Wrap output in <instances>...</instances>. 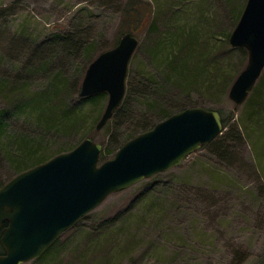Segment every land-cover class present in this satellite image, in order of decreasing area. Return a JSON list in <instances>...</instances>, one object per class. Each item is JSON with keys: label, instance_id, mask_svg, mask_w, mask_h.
I'll return each instance as SVG.
<instances>
[{"label": "rangeland", "instance_id": "1", "mask_svg": "<svg viewBox=\"0 0 264 264\" xmlns=\"http://www.w3.org/2000/svg\"><path fill=\"white\" fill-rule=\"evenodd\" d=\"M133 2L151 7L153 13H145L142 22H124L122 11ZM245 3L0 0V78L23 77L26 92L57 107L56 117L44 125L37 120V111L12 112L13 102H20L22 94L0 97V111L6 113L0 187L17 175L6 159L7 147L17 137L41 142L44 156L28 166L32 168L85 138L103 146L125 139L164 111L174 114L189 106L215 110L224 117L234 113L216 149L202 148L179 166L108 196L59 237V250L49 264H264V103L255 114L252 92L240 106L228 98L247 60L224 36L233 30ZM152 22L157 27L150 33ZM126 31L138 40L126 76L127 108L97 131L108 96L95 104L78 100L88 67L84 49L92 47L94 60L115 47ZM175 33L182 39L194 35L199 45L195 46L199 59L184 66L179 81L165 64L178 49H171L168 39ZM159 38L168 43L153 57L150 49ZM190 70L202 76L200 84L186 88ZM262 76L264 80V72ZM54 84L64 87L52 91ZM72 110L82 120L76 128L62 130L58 111Z\"/></svg>", "mask_w": 264, "mask_h": 264}, {"label": "water", "instance_id": "2", "mask_svg": "<svg viewBox=\"0 0 264 264\" xmlns=\"http://www.w3.org/2000/svg\"><path fill=\"white\" fill-rule=\"evenodd\" d=\"M228 43L247 52L246 65L228 93L240 106L264 69V0H246ZM137 46L138 40L125 33L86 69L78 96H108L97 131L123 101L129 61ZM222 130L217 111L186 108L127 141L103 163H99L102 146L86 138L72 150L19 173L0 188V264H26L39 258L108 196L177 167Z\"/></svg>", "mask_w": 264, "mask_h": 264}, {"label": "trees", "instance_id": "3", "mask_svg": "<svg viewBox=\"0 0 264 264\" xmlns=\"http://www.w3.org/2000/svg\"><path fill=\"white\" fill-rule=\"evenodd\" d=\"M150 9H151V7L147 8L144 5L137 4L136 2L128 3V5L122 11L123 21L124 22H129V21L142 22L147 13H150V14L153 13V11L150 12ZM241 10L238 12L237 17L234 20V24H233L234 27L237 24L236 22L238 21V18L241 14ZM156 27L157 26L155 25L154 22L149 24V27H148V28H150L149 32L150 33L154 32L156 30L155 29ZM234 27H233V29H234ZM125 33H130V32L129 31L123 32V33H121V36ZM229 35H230V32L225 34L224 37L226 38V40H228ZM168 39L172 42V46L169 45L171 47V49L173 47H178V49H177V52L175 53V55L171 56L170 58L169 57L166 58L168 60H166L165 64H166V66H168V68L171 71L174 69V72L172 71L170 73V75H172V77H173V75H175L176 80L179 81L182 79V78L180 79V77L184 76L183 75L185 73L184 69L187 66V64L189 63V61L192 59L197 61V59H199L198 55H197L198 51L195 48V46L197 45L196 38L193 35L192 37L189 36L187 39H182V37L179 36V34L175 33V34L170 35ZM180 40L182 41L181 43L179 42ZM166 42L168 43L167 40H162V38H159V40L156 42V45L150 49L151 54H153V57L156 56L157 54H159L158 52H160V50H162V47L165 46ZM116 44H117V42H116ZM197 46H199V45H197ZM237 49L240 51L241 50L243 51L244 61L247 60L246 51L242 48H237ZM91 51H92L91 46H88V47L86 46V48L84 49V53H85L84 55L86 57V61H87L88 65L93 61ZM164 57H167V54ZM190 71H191V75L187 76L188 78L185 77V80H184L185 81L184 84L187 85L186 88H188V85L191 86V85L198 84L200 82V78L202 76L201 73H199V72L197 73V70H194V72H193V70H190ZM84 72H85V70L83 71V73ZM240 72L241 71H239L238 74ZM263 72H264V70L262 71L261 76L259 77L260 80L258 79V83L255 85V87L252 90L253 100L250 103V105L253 106V108L255 109L253 111V113H255V114L258 113L259 109L263 105L260 103L261 102L264 103V80L262 79L263 78V76H262ZM19 78H21V79H19ZM233 80H234V77L231 78L230 83H232ZM26 82H27L26 79H24L23 77H19V76H17L15 78V80H13V81L9 80V78H7V77L0 78V97H6V98L12 97L13 98V96L16 94L17 95L22 94V100L20 102L17 100L13 102L14 104H13V111L12 112L17 111V113H18V112L33 111V110L37 111L36 112L37 113V120L40 122V124L47 125L48 121L50 119H53L54 117H56V115H57L56 114L57 113L56 108L57 107L53 106V105H49L47 102H45L43 96L30 95L29 92H26L27 91L26 90L27 89ZM57 85H59V84L53 85L52 91L58 90V87L60 89L61 88L63 89V87H64V86H57ZM104 96H105V94L102 93V94H97V95L90 96L87 98H80L78 100H80L83 103L95 104L98 101H100L101 98H103ZM23 97H24V99H23ZM253 103H254V105H253ZM155 106L152 105L151 107H155ZM126 108H127L126 107V99L124 97L121 106L113 113V115H115V117H113L112 120H116V116H118V114H120V112L124 111ZM185 108H189V106H185L181 110H184ZM181 110H179V111H181ZM58 113L60 115L58 114L57 121L60 122L61 129L65 130V131H70V130L76 128L82 120V116L80 115V113L75 112V110H72V111H70V113H67V114H62L59 111H58ZM5 115H6V113L4 111H0V142L2 141L1 139H3L5 137V131H6ZM170 115H172L170 112H165V111L161 112L155 121H153L150 124L146 123V124L136 128L128 136H126L125 139H122V140L117 141V142L110 144V145L107 144V146L101 145L103 147H102L101 154L99 156L100 161L101 162L106 161L108 159L107 156L108 155L113 156L118 151V149L122 146L123 143H125L126 141L132 139L133 137L149 130L156 123L168 118ZM220 115H221V113H220ZM221 117H222L221 119H222L223 128H225L227 126L228 122H230V120H232L234 118V113H230L228 116H225V117L221 116ZM53 122H56V120H53ZM222 136H223V134H221L214 141H212L209 144H206L202 148H206V147L210 146V147H213L216 149V147H217L216 141H217V139L221 138ZM12 141H13V139H12ZM40 143H41L40 141L29 140L27 137L24 136L21 138H18V137L15 138V141H13L14 145L12 147H10V146L7 147L8 151L6 152V156H7L6 159H7L8 163L11 164V166L15 170L16 174H19V173L31 168V167L28 168V166H31V165L38 163L41 160V158H43L44 155L42 152H40L41 151V144ZM9 148H11V149H9ZM4 226H5V224H4ZM58 250H59V238L56 239L53 242V244L38 259H36L34 261H41L40 264H42L43 261H47L45 263V264H47L50 260L54 259L55 255H57ZM0 255H3V250H2L1 245H0Z\"/></svg>", "mask_w": 264, "mask_h": 264}]
</instances>
